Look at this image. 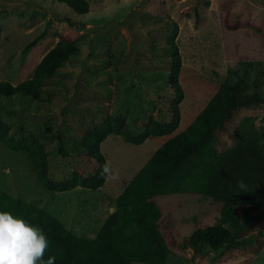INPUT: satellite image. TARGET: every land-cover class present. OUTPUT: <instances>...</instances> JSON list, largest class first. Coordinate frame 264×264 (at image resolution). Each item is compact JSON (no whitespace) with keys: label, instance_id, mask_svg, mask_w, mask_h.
Wrapping results in <instances>:
<instances>
[{"label":"rangeland","instance_id":"rangeland-1","mask_svg":"<svg viewBox=\"0 0 264 264\" xmlns=\"http://www.w3.org/2000/svg\"><path fill=\"white\" fill-rule=\"evenodd\" d=\"M88 2L89 11L76 14L57 0H0V78L17 84L31 77L59 37L80 46L45 82V101L20 94L0 97V119L13 133L34 131L43 139L54 179L74 171L94 173L97 161L78 150L75 141L103 116L122 115L134 134L149 116L171 118L175 88L168 77L171 48L166 38L173 30L184 94L177 131L197 115L226 76L234 80L236 74L245 75L249 90L264 91V0ZM263 118L262 107L237 108L215 127L219 150L232 145L243 129L260 135L264 147ZM164 140L149 137L134 144L110 134L101 143L109 169L104 184L65 191L44 188L27 154L0 142V187L48 210L75 234L92 238L115 209L118 194ZM61 141L65 155L59 153ZM154 199L161 210L156 227L170 250L168 264H264L260 223L230 224L233 241L223 248L194 251L189 236L195 227L218 220L222 202L193 192Z\"/></svg>","mask_w":264,"mask_h":264},{"label":"trees","instance_id":"trees-1","mask_svg":"<svg viewBox=\"0 0 264 264\" xmlns=\"http://www.w3.org/2000/svg\"><path fill=\"white\" fill-rule=\"evenodd\" d=\"M57 1L65 3L76 14L89 11L88 0ZM173 25L177 27L176 22ZM176 34L173 30L166 38L171 48L168 77L175 88V96L170 102L171 118L160 121L149 116L141 132L134 134L122 115L103 116L75 141L78 150L97 161L96 170L89 176L74 171L70 177L54 179L50 175V160L43 139L34 131L18 136L11 131L7 121L0 119V142L10 150L26 153L38 182L55 191L77 186L97 189L104 184L108 172L102 173V169L108 167V163L101 143L110 134L134 144H141L149 137H165L118 194L115 209L92 238L75 234L48 210L0 187V211L23 218L47 236L49 250L45 259L54 254L56 264H132L134 261L168 264L170 250L156 227L161 210L154 198L163 194L193 192L222 202L215 223L193 229L188 246L194 251H200L204 246L223 248L233 241L230 224L258 222L262 225L258 233L264 235V147L261 137L243 129L232 145L219 150L214 131L239 107L264 109V91L249 90L245 75L236 74L234 80L226 76L197 115L185 128L177 131L184 94L179 82L181 58ZM79 50L76 40L59 37L37 62L31 77L17 84L0 78V97L20 94L45 101V82ZM64 144V141L60 142L61 155L67 153ZM239 181L244 182L246 190L238 187Z\"/></svg>","mask_w":264,"mask_h":264},{"label":"clouds","instance_id":"clouds-1","mask_svg":"<svg viewBox=\"0 0 264 264\" xmlns=\"http://www.w3.org/2000/svg\"><path fill=\"white\" fill-rule=\"evenodd\" d=\"M108 167L102 169L107 173ZM241 190L247 186L238 182ZM49 241L43 230L8 211H0V264H56V256L45 253Z\"/></svg>","mask_w":264,"mask_h":264}]
</instances>
